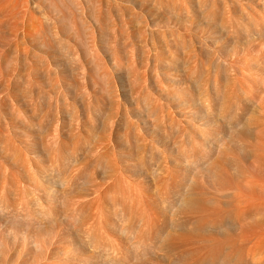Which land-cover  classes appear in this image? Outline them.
<instances>
[{
    "label": "bare ground",
    "instance_id": "obj_1",
    "mask_svg": "<svg viewBox=\"0 0 264 264\" xmlns=\"http://www.w3.org/2000/svg\"><path fill=\"white\" fill-rule=\"evenodd\" d=\"M40 1L0 0V139L5 135L8 141L0 145V264H264V0H120L132 8L127 17L141 20L130 19L143 23L146 34L141 51L134 42L118 43L128 23L120 36L115 34L120 39L114 42L128 56L123 60L132 61L127 67L115 46H109V60L103 62L97 45H91L96 41H89L97 36L94 24L86 21L93 15L100 28L98 15L107 13L112 20L116 11L122 20L126 7H118L117 0L111 15V1L105 14L96 4L102 0L41 2L51 16ZM90 5L87 11L96 5L94 12L101 14L85 19L83 6ZM69 7L92 28L88 44L79 38L78 47L70 45L75 30L68 41L59 37L61 30L55 36L56 25L74 18L66 17ZM76 22L79 32L83 23L77 22V30ZM42 23L49 31L56 23L55 44ZM111 28L108 35L115 37L119 27ZM163 46L175 60L170 53L173 61L167 56L169 62L160 61L167 54ZM142 53L149 61L140 63L146 62L150 72L137 65ZM210 55L218 71L208 67ZM23 63V85L45 101L54 91L65 104L67 90L73 92L70 82L82 81L79 96L89 106L96 74L107 101L93 109L89 123L75 116L74 138L57 122L46 135L40 121L34 124L38 135L28 129L19 141L1 111L5 106L17 110L8 89ZM173 66L178 78L173 71L162 73ZM82 157L94 171L67 176L62 162L76 165ZM39 162L50 165L55 190H44L50 173L40 176ZM74 179L86 186L83 193L73 194L71 189L82 185ZM63 210L67 217L62 219ZM38 216L62 221L49 230Z\"/></svg>",
    "mask_w": 264,
    "mask_h": 264
},
{
    "label": "rangeland",
    "instance_id": "obj_2",
    "mask_svg": "<svg viewBox=\"0 0 264 264\" xmlns=\"http://www.w3.org/2000/svg\"><path fill=\"white\" fill-rule=\"evenodd\" d=\"M40 1V0H39ZM48 1H50V0H48ZM52 1H54V2H56L55 0H52ZM98 1V0H97ZM99 1H101V0H99ZM103 1V2H102ZM101 2L103 3V4H99L98 2L96 3L97 4V6L98 5H100V6H103V7H98V9H100V8H102V10H101V13H103V14H105V7L107 6V3L109 4V2L111 1V3L107 6L109 9L111 8V5L113 6L112 7V9L113 8H115V6L113 5V3H114V1L113 0H102ZM118 1L120 2V0H117V1H115V3L117 2L118 3ZM241 1H244V0H241ZM41 2H43V3H45L46 1L45 0H41L40 1V3ZM107 2V3H106ZM170 2H172L171 0H170ZM114 3V4H115ZM49 3H47V5H48ZM119 4H121V3H118V4H116V5H118V7H119ZM149 4V3H148ZM40 5H42L43 7H42V9H44L43 11H44V13H45V11L46 10H48L45 14H47V16H51V15H49V10H51L50 9V7H49V9H47L48 7L44 4H40ZM93 5V4H92ZM106 5V6H105ZM122 6H123V4H121ZM120 5V7H122ZM150 5V4H149ZM46 6V7H45ZM94 6V5H93ZM86 6H83V8H84V12L85 13H83V14H85L84 16H86V12L88 13L87 14V17L85 18V19H87L88 18V16H89V18L91 17V14H89V13H92V12H94V10L95 9H97V7H96V5H95V9H93V7H92V12H89L90 10L89 9H91V5H90V7L89 6H87L86 8H85ZM106 7V9L108 10V8ZM123 7H126V10L125 11H123L124 13H125V15L124 16H121V18L120 19H122V20H120L119 21V18H117L118 16L120 17V14H117L116 12V9H113V10H115L116 12H114L115 14H113V10L111 11V9H110V11L112 12H110V13H108L109 15H111V14H113L118 20H116V19H114L115 17L112 15V20H111V18H109V17H107L108 15H107V13L104 15V16H106V17H104L103 15L102 16H100V15H98L99 17V23L97 22V19H96V23H97V25H99L100 26V28H98L97 26L95 27V22L94 21H92V19H93V15H92V17H91V19H87L86 21H89L90 22V24H89V22H87V24H89V26H91L92 24H94V25H92L91 27L93 28V30H95L94 31V33H95V35H94V38H95V36L97 35H99V34H97V31L99 30V32L98 33H100V37L98 36H96V38H95V40H89L90 39V37H93V35H92V33H91V31H90V28H89V26H87L86 24L84 25V23H83V21H81V20H83L82 19V16H80L81 17V20L79 21V19H78V16L77 17H75L74 15L75 14H77L71 7H69L70 8V10L72 11H70L69 9L66 11V13H67V15H66V17H68V16H70V15H73L74 16V18H71L72 16H70V19H68V18H66V20L68 19V21L71 23V24H73L75 21H77V22H82L83 24H80V23H77L76 22V26L77 25H79V30H78V26H77V30L79 31V32H77L76 31V29H74V24L72 25V27L70 28V26H71V24L70 25H68V27L70 28V29H72L71 30V32H70V30H69V28L68 29H66L65 27L67 26V24L69 23L68 21H66L65 20V22L67 23H65L64 21H62L64 24H62L61 26H60V24L61 23H59V22H61V21H57V23H59L58 25H59V27L56 25V23L54 24V26L56 25V29H54L53 30V25H51V28H50V30L52 29L53 30V32L55 31V36L57 35L58 36V34H59V30H61L60 31V36L59 37H61V39H65V41L67 40L68 41V39L71 37V36H73L72 34H73V30H75L74 31V36L75 35H77V37L75 38H73V37H71V39H69V42H70V45H72V46H74V47H78L79 46V43L81 42L82 43V45H85V44H83L84 42L83 41H85V43H87L88 44V42H86L87 40H89L91 43L93 42V41H96V43L97 44H91V45H97V46H99V47H97L96 46V48H98L99 50L98 51H100L99 53H100V58H103V62H108V58H109V55H107V54H109L107 51L111 48V46L112 47H114L115 46V48H116V50H118V52H116L117 54H119V57H120V59L122 60V63L124 62H126L125 60H127V59H125V60H123L124 58H127L126 57V53H123L124 52V50L121 48V46H120V44L122 43V41L123 40H125V41H123V44H124V46L125 45H127V44H133V42H134V44H133V46L132 47H134V48H136L137 49V51H138V49H140L139 51H141L142 49H143V46L145 45V39H146V37L144 36V35H146L144 32H145V29H144V24L143 23H137V24H139V25H137V24H135L136 23V21L137 22H142L141 20H139V19H135L136 17H135V15L133 14V16L132 17H134V18H131V16H130V18H128L127 17V14L128 15H131L130 14V12H129V10L131 11V9L132 8H130L129 9V7H127L126 5H124ZM45 8H46V10H45ZM117 8V7H116ZM87 10H89V11H87ZM128 10V11H127ZM98 11L99 10H97V13H98ZM71 13V14H69L68 15V13ZM75 12V13H74ZM126 12H129V13H126ZM74 13V14H73ZM97 13H93L94 14V16L95 15H97ZM100 12L98 13V14H101ZM118 13H119V11H118ZM50 14H52V12L50 13ZM83 16V17H84ZM125 16H126V18H125ZM96 17V16H95ZM94 17V18H95ZM102 17V18H101ZM123 17V18H122ZM75 18L76 19H78V20H75ZM97 18V17H96ZM128 18V19H127ZM74 19V20H73ZM114 19V20H113ZM130 19H135L136 21H131ZM74 22H73V21ZM115 20H116V22H115ZM124 20H126V22L124 21ZM139 20V21H138ZM164 20V19H163ZM43 21V23H45V25L47 24L46 22H44V20H42ZM85 21V20H84ZM85 21V22H86ZM92 21V22H91ZM113 21L115 22V23H113ZM133 23H131V22ZM121 23V24H119V23ZM125 22V23H124ZM130 22V23H129ZM135 22V23H134ZM42 23V24H43ZM128 23V24H127ZM114 25V30L117 28V26L119 27V29H116V31H115V33L113 34L115 37H113V36H109L108 34H109V31H110V35H111V30H112V26ZM119 24V25H118ZM125 24H127L129 27H130V25H133L132 27H126V31H124L125 32V34H127V33H129V34H131V33H133V38H132V35H129V34H127V35H125V34H123L122 32H123V25H125ZM44 25V24H43ZM44 25V27H45V29L47 28H49L50 27V25H49V27H46V26H48V24L45 26ZM64 25V26H63ZM82 25H84V26H82ZM115 25H117L116 27H115ZM122 25V28H120V26ZM53 26V27H52ZM141 26V27H140ZM58 27V28H57ZM139 27H140V29H139ZM55 28V27H54ZM91 28V29H92ZM135 28V29H134ZM137 28H138V30H137ZM44 29V30H45ZM46 29V30H47ZM98 29V30H97ZM111 29V30H110ZM133 29H134V31H136V33L138 34L139 33V31H140V33H141V31H142V34H138V35H135V32H131V31H133ZM51 30V31H52ZM58 32H57V31ZM62 30H63V32H62ZM69 30V31H68ZM97 30V31H96ZM114 30H113V32H114ZM117 30H119V31H117ZM48 32H46L47 34L49 33V32H51V31H49V30H47ZM138 31V32H137ZM93 32V31H92ZM117 32V33H116ZM131 32V33H130ZM61 33H64V34H62L63 36H64V38H62V36H61ZM78 33H80V35L78 34ZM119 33V34H118ZM120 33H122V35L120 34ZM143 33H144V35H143ZM51 34V35H50ZM115 34H118L119 36L121 35V39L119 40L118 39V37L119 36H117V35H115ZM51 36V37H54L53 35H52V32L51 33H49L48 34V36ZM102 35V36H101ZM144 36L145 38L143 39V38H139V36ZM116 36H117V38H116ZM129 36V37H128ZM137 36V37H136ZM142 36V37H143ZM109 37V38H108ZM125 37V38H124ZM55 38V37H54ZM52 39V38H50V40L51 41H54L53 43L55 44V41H58L56 38L55 39ZM58 38V37H57ZM68 38V39H67ZM73 38V39H72ZM82 39L81 41H79V40H77V39ZM89 38V39H88ZM102 38V39H101ZM116 38V40L118 39L119 41H118V43L121 41V43L119 44V46H117L116 44H117V41L115 40V42H114V39ZM124 38V39H123ZM128 38H130V39H128ZM136 38V39H135ZM91 39H93V38H91ZM131 39H132V41H131ZM137 40L138 39V41L140 42V43H142L143 41L141 40V39H143L144 40V44L142 45V44H140V45H142L141 47L139 46V43L137 42V41H135V40ZM166 39H170V37H167ZM165 39V40H166ZM126 40L128 41V42H126ZM134 40V41H133ZM74 41V42H73ZM77 41H79V43L77 42ZM101 41V42H100ZM72 42V43H71ZM78 43V46H76L77 45V43ZM76 43V44H75ZM95 43V42H94ZM112 45H111V44ZM87 44H86V46H87ZM109 44V45H108ZM82 45L80 46V49H82V48H87V47H82ZM90 45V44H89ZM135 45H136V47H135ZM71 46V47H72ZM109 46H110V48H109ZM138 46V47H137ZM123 47V46H122ZM163 48H164V46H163ZM162 48V50L165 52V54H166V52H167V54L164 56V61H163V55L164 54H162V57L160 58L161 60L160 61H162L163 63H165V62H169L170 60H172L171 59V56H167V55H171L170 53H173V52H168L167 50H165V48L163 49ZM83 50V49H82ZM84 51H85V49H84ZM213 52V50L212 49H210V52ZM164 52H162V53H164ZM216 53V52H215ZM124 54H125V56H124ZM174 54V53H173ZM172 54V56H174V57H172L173 58V60H175L174 58L176 57L175 56V54L173 55ZM145 55V53L143 54L142 53V55H141V58L139 59V58H137V59H139V60H137L136 58H135V61L137 60V65H138V63L140 64V66H139V69L140 68H146L145 66L146 65H148V64H146V62H144L146 65L145 66H143L144 65V63H143V61H142V63H143V65L140 63V61L141 60H145L146 58V56H144ZM212 55V57H213V59L214 58H216V57H214V55L215 54H211ZM211 55H210V57H209V59H207L210 63H209V65L210 66H208L207 65V63L205 64V66H208L209 68H210V70L211 71H213L212 69H214L213 67L215 66V69L217 70L218 69V67L219 66H217L218 64L216 63V61L214 62L213 60V62L211 61V59H212V57H211ZM108 56V57H107ZM169 58L168 60L169 61H167V57ZM216 56V55H215ZM89 57V56H88ZM107 57V58H106ZM11 58V57H10ZM86 58H87V56H86ZM90 58V57H89ZM89 58H87L86 60L88 61L89 60V63L91 62V58L89 59ZM144 58V59H143ZM104 59H105V61H104ZM13 60V58H11L10 59V61H12ZM172 60V61H173ZM206 60V61H207ZM9 61V62H10ZM14 61V60H13ZM128 61V60H127ZM145 61H149V60H145ZM129 62H130V60H129ZM132 62V61H131ZM131 62L130 63H125L124 64V66H130L131 65ZM171 62V61H170ZM22 63V62H21ZM147 63H149V66H147L148 68H150V69H152V67L150 66V62H147ZM14 65H15V63H13ZM12 64V66H14ZM25 63H23L22 65H17V70H18V73L16 74V76L18 75V77H19V75H20V77L19 78H21V79H18V77H16V76H14V78H17V80L16 81H14L15 79H13V77L12 78H10V80H13L11 83H10V85H9V89H8V91L13 95V97L16 99L15 101H17V103L15 102L14 104H15V108H17V110H15L14 108H10V106H5L4 108H3V111H1V112H3L2 113V115H3V118L5 119L4 121L7 123V124H10V127H11V129H10V132H11V136H16V139L18 140V139H20L22 136V133L23 132H25V131H28V129H30L29 130V133L30 132H32V134H34V135H38L39 134V132H37V130H36V128L34 127V124H36V123H38V122H40V121H43L44 122V124H45V126H46V128H48V131H47V133H45L46 135L48 134V132L51 130V128H53V126L56 124V122L57 123H59L60 125H61V123L63 124L62 126H65L64 128H65V131H68L69 132V134L68 135H71V137H73V135H72V133H73V131H74V133H75V130L74 129H76V125L75 124H77V122H76V120H78L79 118H80V116H81V118L79 119V121L83 124V122H87V123H89L88 122V120L90 119L89 117L91 116V114H93L92 113V111H94L93 109H95L97 106H98V104H101V103H106V102H104V101H107V98H106V93H105V91H104V85H103V83H102V85L100 84V81L98 82L97 80H96V78H97V76H98V74H96V77H94V79H95V82H96V84L99 86H96V88H95V90H94V88H93V90L91 91V94L94 96V98L96 99H93L92 101H90V104H89V106H88V103L86 104V103H84V102H88V100H83L82 101V98L79 96L80 95V93H82L80 90H82V88L83 87H81L82 85L80 84V83H82V81H79V82H74V81H71L70 83H74V85L72 86V84H70L71 85V88H73L72 90H73V92H71L72 90H71V88H70V92L71 93H69V90H67L68 92H66V96H64V98L66 99L65 100V104H64V100L63 99H61L62 100V102H61V100H59L60 98L58 97V94L56 93V95H57V97L55 96V93H54V91L52 92V91H50L49 93H50V95H51V97H52V100H51V97H50V95H49V100L47 101H45L44 99H43V97L40 95V94H37L36 92H33V91H31L30 89H27L26 88V86L25 85H23V83L25 84V81H21V80H24L25 79V71H26V68H24V65ZM127 64H129V65H127ZM91 65V64H90ZM143 67H142V66ZM212 65H213V67H212ZM21 66H23V67H21ZM174 66H176V65H174ZM174 66L172 67V68H166V69H163L162 70V73H166V74H170L171 73V71H173L172 73H171V75H173L174 77H176V78H178L179 76H180V73L178 72V71H176L175 69H173L174 68ZM18 67H20V70L18 69ZM91 67V69L94 71V68H95V66H93V65H91V66H89V68ZM94 67V68H93ZM207 67V68H208ZM22 68V69H21ZM206 68V69H207ZM208 68V69H209ZM9 69V68H8ZM24 69H25V71H24ZM147 69V68H146ZM172 69V70H171ZM96 70V69H95ZM142 70V69H141ZM141 70H139L141 73H142V71ZM9 71V70H8ZM147 71L148 72H150L149 71V69H147ZM146 71V72H147ZM218 71V70H217ZM17 72V71H16ZM95 72L96 71H94L93 73H92V71H91V73L93 74V76L95 75ZM144 72V71H143ZM170 72V73H169ZM146 74H148V75H150L149 73H146ZM24 78V79H23ZM98 79H99V76H98ZM18 80H20V81H18ZM100 80V79H99ZM77 83V84H76ZM54 84V85H53ZM53 84H52V87H54L55 88V83L53 82ZM75 84H76V86L79 84L80 86V88L78 87V88H75L76 86H75ZM86 84V83H85ZM84 85V84H83ZM87 85V84H86ZM75 86V87H74ZM101 86V87H100ZM85 87V86H84ZM98 87V88H97ZM50 88H51V86H50ZM49 88V89H50ZM53 88V90H55ZM74 88H75V90L76 91H74ZM78 89V90H77ZM52 90V89H51ZM96 90H98V91H96ZM103 90V91H102ZM57 91V90H56ZM80 91V92H79ZM94 91V92H93ZM101 91V92H100ZM53 93V94H52ZM99 95H98V94ZM101 93V94H100ZM74 94V95H73ZM40 95V96H39ZM72 95V96H71ZM96 96V97H95ZM104 98H103V97ZM54 97H55V99H54ZM62 97V96H61ZM71 97V98H70ZM72 97H73V99H72ZM100 97V98H99ZM78 98V99H77ZM81 98V99H80ZM103 99V101H102V99ZM202 101L203 100H205V97H204V95H202L201 97H199ZM105 99V100H104ZM55 100V101H54ZM57 100V101H56ZM71 100H73V101H71ZM49 102H50V104H49ZM54 102V103H53ZM55 102H56V104H55ZM82 102V103H81ZM93 102V103H92ZM59 103H60V105H59ZM70 103V104H69ZM63 104H64V106H63ZM69 104V105H68ZM81 104H86L87 106H85V105H82L81 106ZM56 105V106H55ZM58 106V107H57ZM70 107V110L69 109H67V108H69ZM91 106V107H90ZM86 107V108H85ZM87 107H88V109H87ZM56 108V109H55ZM89 108H90V111H89ZM59 109V110H58ZM85 111H84V110ZM97 109V108H96ZM2 110V109H1ZM15 110V111H14ZM58 110V113L56 112ZM62 110V111H61ZM64 110V111H63ZM88 110V111H87ZM73 111V112H72ZM75 111H76V113L77 114H75ZM16 112H19V113H21L20 114V116H19V113H16ZM62 112V113H61ZM70 112H72V113H70ZM85 112V113H84ZM87 112V113H86ZM91 112V113H90ZM56 113H57V115H56ZM69 113V114H68ZM59 114V115H58ZM86 114V115H85ZM18 115V116H17ZM69 115V116H68ZM72 116H76L75 118L76 119H74ZM20 117V118H19ZM92 117V116H91ZM64 118H66V119H64ZM87 118H89V119H87ZM43 119V120H42ZM56 119V120H55ZM58 119H60L59 120V122H58ZM72 119H74V120H72ZM55 120V121H54ZM61 120H63V121H61ZM85 120V121H84ZM65 121V122H64ZM54 122H55V124H54ZM73 122H74V124H73ZM27 124V125H26ZM85 125V124H84ZM27 126H30V127H27ZM74 126H75V128H74ZM86 126V125H85ZM88 127V126H87ZM87 127H86V130L88 131V129H87ZM74 128V129H73ZM68 129V130H67ZM85 130V129H84ZM72 131V132H71ZM67 132V133H68ZM71 132V133H70ZM84 135L83 136H81V138L82 137H87L88 135H86V131H84ZM5 134V133H4ZM44 133H43V135L42 136H44L45 135ZM45 135V136H46ZM75 136V135H74ZM14 137H13V140H14ZM18 137V138H17ZM69 138H70V136H68ZM84 137V140H83V138L82 139H79L80 140V145H82V143H85L84 141H85V139H87V138H85ZM74 138V137H73ZM68 139V138H67ZM71 139V138H70ZM71 140H73V139H71ZM19 141H21V139L19 140ZM5 142H8L7 141V137L5 136V135H2V137H1V139H0V145L3 147L4 145H5ZM7 144V143H6ZM79 145V146H80ZM84 145V144H83ZM82 145V146H83ZM81 147V146H80ZM144 156V157H143ZM143 158H145V160H147V157L145 156V154H143ZM88 159V157H82L79 161H78V164H74V165H68L67 166V162H62V166H63V168H64V172H65V174L67 175V172L70 174V176L71 175H73L74 173H76L78 170H80V171H78L76 174H78V173H80V174H82V175H89V174H91L94 170V167L92 166V164L91 163H88V162H86V164H85V161ZM64 161V160H63ZM88 161V160H87ZM84 162V163H83ZM144 162H146V161H144ZM48 164V163H47ZM46 164V165H47ZM83 164V165H82ZM87 165L86 167H83L82 168V166H85V165ZM38 166H39V170L40 171H42V172H40V174L41 173H43V175L41 174L40 176H44V173L45 174H49L50 173V176H46V177H48V179H47V181H46V179L43 181L42 179H41V177L39 178V180L43 183V186H45L44 188V190H49L48 188H50V190H49V192L53 189V190H55L54 189V186H55V184H51L50 183V179H51V177H52V173H51V171L49 172L48 170H50L51 168L49 167L50 165H48V166H45V164L44 163H40L39 162V164H38ZM80 166V167H79ZM93 167V169L91 168V167ZM70 167V168H69ZM50 168V169H49ZM80 168V169H79ZM81 168H82V170H81ZM86 169V171H85V169ZM89 170H88V169ZM67 169H69L68 171H65V170H67ZM75 169V170H74ZM93 171H92V170ZM90 170H91V172H90ZM45 171H48V173L47 172H45ZM81 171H83L82 173H81ZM86 173H85V172ZM90 172V173H88V172ZM71 172V173H70ZM74 172V173H73ZM80 174H78V175H80ZM75 175V174H74ZM74 175L73 176H71V177H74ZM67 176H69V175H67ZM45 177V176H44ZM43 178V177H42ZM50 178V179H49ZM40 182V183H41ZM74 182H76V180L74 179ZM78 182H79V184H80V181H77L76 183L78 184ZM38 183H39V181H38ZM39 183V184H40ZM47 184H49V185H47ZM81 184H82V182H81ZM80 184V185H81ZM50 185H53V187H51ZM73 185H74V183H73ZM40 186H42V185H40ZM43 186L41 187V189H43ZM50 186V187H49ZM76 185H74V186H72V188L73 187H75ZM79 186V185H78ZM56 187V186H55ZM77 187V186H76ZM86 188V186L85 185H81V187L79 188L78 187V189L77 188H73V189H71V190H74V189H76V193H74V191H73V194L74 195H78V192L80 193V191H81V193H83L82 191H84V188ZM83 188V189H82ZM71 194H72V191H71ZM65 210H67V213L69 214V212H68V209L66 208ZM64 211V210H63ZM63 211H62V219L63 218H65V217H67V214H66V212L64 211V213H63ZM64 214H66V215H64ZM56 217H58V219H59V222H61L62 221V219L61 218H59V216H56ZM39 218L40 219H42V220H40V221H43V217H41V216H38L37 217V219L39 220ZM46 219H47V221H46ZM44 218V221H43V223L44 222H47L46 223V227L50 230L51 229V226H53V223H57L58 221H54V222H52V221H50V219L49 218ZM55 219V218H54ZM57 219V218H56ZM67 219V218H66ZM59 222H58V224H59ZM42 223V222H41ZM42 223V224H43ZM50 223V224H49ZM49 226H48V225ZM45 225V224H44ZM99 251H97V253H98Z\"/></svg>",
    "mask_w": 264,
    "mask_h": 264
}]
</instances>
